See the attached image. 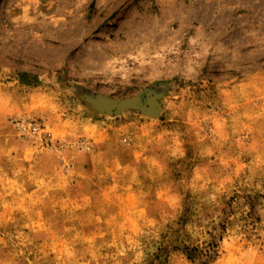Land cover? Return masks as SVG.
Instances as JSON below:
<instances>
[{
	"label": "rangeland",
	"instance_id": "rangeland-1",
	"mask_svg": "<svg viewBox=\"0 0 264 264\" xmlns=\"http://www.w3.org/2000/svg\"><path fill=\"white\" fill-rule=\"evenodd\" d=\"M0 264H264V0H0Z\"/></svg>",
	"mask_w": 264,
	"mask_h": 264
},
{
	"label": "built area",
	"instance_id": "built-area-1",
	"mask_svg": "<svg viewBox=\"0 0 264 264\" xmlns=\"http://www.w3.org/2000/svg\"><path fill=\"white\" fill-rule=\"evenodd\" d=\"M21 128L24 131H30V132H33V133H37L39 130H41V126L40 125H31V124H26V123L22 124Z\"/></svg>",
	"mask_w": 264,
	"mask_h": 264
}]
</instances>
